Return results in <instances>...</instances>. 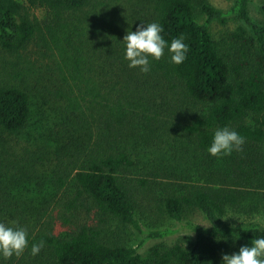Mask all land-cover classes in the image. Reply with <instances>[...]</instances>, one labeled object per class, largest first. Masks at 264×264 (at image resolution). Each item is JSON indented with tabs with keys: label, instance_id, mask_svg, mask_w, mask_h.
Returning <instances> with one entry per match:
<instances>
[{
	"label": "trees",
	"instance_id": "16d2710c",
	"mask_svg": "<svg viewBox=\"0 0 264 264\" xmlns=\"http://www.w3.org/2000/svg\"><path fill=\"white\" fill-rule=\"evenodd\" d=\"M227 1L0 0V222L29 241L2 264H221L264 236V19ZM153 21L189 48L142 73L121 40ZM224 126L244 143L212 156ZM189 215L212 227L164 243L178 229L157 225ZM126 228L155 241L146 256Z\"/></svg>",
	"mask_w": 264,
	"mask_h": 264
},
{
	"label": "clouds",
	"instance_id": "9594fccd",
	"mask_svg": "<svg viewBox=\"0 0 264 264\" xmlns=\"http://www.w3.org/2000/svg\"><path fill=\"white\" fill-rule=\"evenodd\" d=\"M163 31V26L156 21L141 22L135 31H126L121 41L124 44V59L128 62L129 68H138L142 73L149 72L150 60H159L165 54V49L173 64L179 65L186 59L189 45L184 42V38L181 36L166 41L161 34ZM243 143V136L234 129L224 126L215 130L207 151L212 156H227L233 150L240 151ZM230 217H234L233 213L226 210L220 219L226 220ZM212 221L213 219L206 218L207 226L203 223L196 225L212 227ZM28 243V233L24 227L14 226V222L13 224L0 222V257L7 259L13 255L19 256L28 247ZM43 246L42 240L32 243L31 255H37ZM221 264H264V236L256 237L250 245L241 246L237 252L223 254Z\"/></svg>",
	"mask_w": 264,
	"mask_h": 264
},
{
	"label": "rangeland",
	"instance_id": "374dc122",
	"mask_svg": "<svg viewBox=\"0 0 264 264\" xmlns=\"http://www.w3.org/2000/svg\"><path fill=\"white\" fill-rule=\"evenodd\" d=\"M211 2L213 3V5L222 9L223 11H228L232 5V1H227V0H211ZM263 2L264 0H251L250 8H249L250 14L255 19H258V20L264 19V15L259 10L260 5ZM34 14L37 15L39 18L43 16V12L39 9L34 10ZM228 22L229 23L227 24V26H222L216 23L211 25V30L216 40H220L221 38L225 37L226 32L232 30L237 25V21L234 19H230ZM188 220L197 222V223H203L204 225H207L206 220L201 215H189L185 218V220H183L181 224L177 222H174V223L167 222L164 225H157V226H160V228L170 227L173 229H178V232L169 236L166 240H164V243L169 244L172 242H176L178 240L182 241L183 243L193 241V238H194L193 234L188 232L186 229L182 228V225ZM143 226H144L143 228H147L145 225ZM121 235L123 237L128 238V240L131 241L133 245H140V251L145 256L148 254L150 246H152L155 243V241L153 240L146 239L145 234H141L138 232L135 233L130 228L124 229ZM142 241H145V242H142Z\"/></svg>",
	"mask_w": 264,
	"mask_h": 264
}]
</instances>
